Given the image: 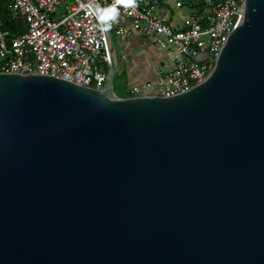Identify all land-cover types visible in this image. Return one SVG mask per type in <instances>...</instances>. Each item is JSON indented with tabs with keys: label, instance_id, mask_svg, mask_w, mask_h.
Listing matches in <instances>:
<instances>
[{
	"label": "water",
	"instance_id": "1",
	"mask_svg": "<svg viewBox=\"0 0 264 264\" xmlns=\"http://www.w3.org/2000/svg\"><path fill=\"white\" fill-rule=\"evenodd\" d=\"M0 74V264H264V0L173 98Z\"/></svg>",
	"mask_w": 264,
	"mask_h": 264
},
{
	"label": "built area",
	"instance_id": "2",
	"mask_svg": "<svg viewBox=\"0 0 264 264\" xmlns=\"http://www.w3.org/2000/svg\"><path fill=\"white\" fill-rule=\"evenodd\" d=\"M5 1L12 19L25 22L27 31L9 39L0 23V74L50 76L104 91L111 64L108 34L86 5L107 6L117 0ZM245 1L178 0L179 7L184 2L190 7L181 23L172 21L162 0L118 4L119 15L109 29L113 40H143L142 46L159 53L157 66L163 70L153 84H128L130 98H173L206 80L242 20ZM149 60L151 66L154 58Z\"/></svg>",
	"mask_w": 264,
	"mask_h": 264
},
{
	"label": "crops",
	"instance_id": "3",
	"mask_svg": "<svg viewBox=\"0 0 264 264\" xmlns=\"http://www.w3.org/2000/svg\"><path fill=\"white\" fill-rule=\"evenodd\" d=\"M164 6L168 9V13L171 15V19L174 23L184 22L189 14L190 7L186 2H184L183 7L178 6V0H162ZM118 40V39H117ZM120 52L119 60L120 66L118 70L119 76L125 74L127 75L129 84L138 83V82H148L154 83L155 78L157 77L156 73L159 66L151 69L150 58H157L159 53L155 54V50L149 54L146 49V46H142V42L137 41L136 37L129 39H120ZM142 51L140 56L137 55L136 51ZM154 53V54H153ZM154 59V60H155ZM145 70V71H144Z\"/></svg>",
	"mask_w": 264,
	"mask_h": 264
},
{
	"label": "trees",
	"instance_id": "4",
	"mask_svg": "<svg viewBox=\"0 0 264 264\" xmlns=\"http://www.w3.org/2000/svg\"><path fill=\"white\" fill-rule=\"evenodd\" d=\"M0 23L2 24L1 30L7 32L9 39L24 34L27 31V25L22 21H15L12 19L9 11V3L5 0H0ZM128 78L127 75H117L115 78L114 92L117 97L128 99L131 94L128 93Z\"/></svg>",
	"mask_w": 264,
	"mask_h": 264
},
{
	"label": "clouds",
	"instance_id": "5",
	"mask_svg": "<svg viewBox=\"0 0 264 264\" xmlns=\"http://www.w3.org/2000/svg\"><path fill=\"white\" fill-rule=\"evenodd\" d=\"M123 3L125 5H134V0H117V3L101 6L99 4L89 3L86 7L92 10L97 20V26L103 31L111 28L112 22L117 20L119 15L117 5Z\"/></svg>",
	"mask_w": 264,
	"mask_h": 264
},
{
	"label": "rangeland",
	"instance_id": "6",
	"mask_svg": "<svg viewBox=\"0 0 264 264\" xmlns=\"http://www.w3.org/2000/svg\"><path fill=\"white\" fill-rule=\"evenodd\" d=\"M61 10V9H60ZM60 10H59V12H60ZM112 33L114 34V30H112ZM114 42H115V44H116V48H117V50H118V52H120V43H119V41L117 40V38L116 37H114ZM140 42H143V40H140ZM146 51L147 52H149V54H151L152 53V51H150L149 49H146ZM136 53H137V55L138 56H140V54H142V51H136ZM157 52L155 51V54H156ZM154 54V53H153ZM154 58V57H153ZM155 59V58H154ZM158 60H159V58L157 57L155 60H153L152 61V65H151V69H156L155 68V66L156 67H158L157 66V63H158ZM145 71V70H144ZM163 73V70L162 69H158V71H157V73L156 74H162Z\"/></svg>",
	"mask_w": 264,
	"mask_h": 264
}]
</instances>
